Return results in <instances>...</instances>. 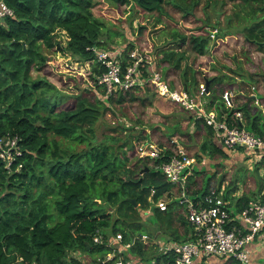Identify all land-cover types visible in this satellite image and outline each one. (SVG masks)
<instances>
[{"label": "trees", "instance_id": "obj_1", "mask_svg": "<svg viewBox=\"0 0 264 264\" xmlns=\"http://www.w3.org/2000/svg\"><path fill=\"white\" fill-rule=\"evenodd\" d=\"M2 1L13 15L0 16V140L15 139L20 155H14L8 167V158L0 156V264L90 262L113 251L107 242L118 233L122 243H131L123 253L125 258L145 263L154 258L155 264H173L172 254L161 253L143 242L140 235L147 232L144 222H150L153 216L156 232L169 233L177 223H188L175 197L166 210L154 206L147 213L166 191L167 200L174 194L158 165L174 154L176 142H171V136L176 133L201 138L194 155L205 156L206 162L192 165L186 181L187 192L194 200L217 188L227 206L240 212L250 201L262 198L264 174L259 173L252 190H243L239 196L236 193L245 174L232 180H226L225 174L217 175L218 167L229 157L247 158L244 149L233 151L222 146L216 130L205 123L203 116L160 97L148 82L145 61L151 60L172 88H186L196 94L203 82L209 92L208 109L218 101L215 111L219 119L264 138V115L250 94L253 85L264 106V92L259 90V85L264 87V0ZM117 8L126 10L125 17L131 16L134 8L171 22L176 13L183 26L169 29L170 41L157 57L150 50L143 55L139 52L144 57L141 86L120 89L108 96L104 86L98 84L106 67L96 61L92 48L103 45L106 12ZM192 23L196 24L190 26ZM62 31L67 37L64 45ZM231 44L241 45L245 55L252 49L259 53L260 56L254 53L246 58L254 68L245 69L241 62H235V67L218 62L216 53ZM118 47L127 56L135 45L129 42ZM47 50L91 62L89 77L98 90L89 96L77 94L72 102L68 101L69 96L42 74L48 61ZM251 59L260 64H252ZM233 88V107L228 108L222 94ZM156 98L182 109L192 130L184 132L175 121L168 125L178 131L165 137L162 130L166 123H149L144 117L155 116L149 108L155 105ZM237 111L241 118L235 117ZM109 112L113 128L131 131L121 144L123 158L113 153V144L119 142L117 136L110 137V145L96 139L95 127ZM129 112L132 116L128 118ZM60 140L86 146L69 149L62 147ZM145 140L163 148L161 156L152 162L136 154V143ZM163 140L167 141L165 145ZM181 144L189 146L183 140ZM259 155L261 158L254 161L256 169L264 168V154ZM128 156L133 160L129 165ZM211 164L214 170L205 176ZM154 166L158 170L154 171ZM151 188L156 192L150 200ZM96 230L101 231L102 243L93 242ZM180 237L175 234L174 240ZM184 241L187 238L179 240Z\"/></svg>", "mask_w": 264, "mask_h": 264}, {"label": "built area", "instance_id": "obj_2", "mask_svg": "<svg viewBox=\"0 0 264 264\" xmlns=\"http://www.w3.org/2000/svg\"><path fill=\"white\" fill-rule=\"evenodd\" d=\"M11 15H13V11L0 0V16ZM210 36L214 37V34L212 33ZM92 49L96 61L106 67V71L99 78L98 84L104 86L108 96L117 90L130 89L144 83L140 71V65L143 64L144 57L137 48L130 50L127 56L119 47L103 49L94 46ZM145 64L149 67L150 77L148 82L156 88L160 97L198 116H203L205 123L216 130L217 139L222 146L233 151L243 148L245 154L255 155V161L261 158L259 153L264 154L263 137L255 135L243 127L229 125L225 120L219 119L217 112L207 110L209 92L206 84L200 83L196 94L189 93L186 88H172L151 60H146ZM250 91H252L250 94L254 96V104L261 107L264 115L263 103L254 93L255 86L252 85ZM234 95L235 92L232 90L223 92L222 100L226 107H233ZM234 115L241 118V113L238 111ZM171 142L175 141L171 140ZM4 146L7 149H4ZM0 149H2L0 156L8 158L7 167L14 155H20L15 139L2 138ZM162 152L163 148L152 140H145L136 148V154L142 160H156ZM199 161L203 164L206 159L195 157L187 152L184 147L178 145L170 159L158 165L166 181L173 184L171 192L174 193L177 203L192 227L191 240L162 242L161 240L152 239V242H150V236L146 233L140 235L141 240L146 244H155L161 253L172 254L173 264H193V259L197 256H218L234 259L238 264H254L251 260L250 245L264 228V192L261 193L262 198L250 201L240 212H234L227 206V202L217 188H212L202 198L194 200L187 192L186 181L191 174L192 165ZM155 192L156 190L151 188L150 200ZM164 195L168 196V192L166 191ZM172 199L173 197L166 201L160 198L154 201L153 207L156 206L160 210H166ZM148 212L150 210H147ZM93 242L102 243L101 231L96 230ZM107 245L114 247L112 252L107 253L104 257H96L90 262L83 261L81 264H155L156 260L154 258L148 263L136 262L134 258H125L123 253L130 247L131 243H122L120 233L111 237ZM30 264L38 263L33 262Z\"/></svg>", "mask_w": 264, "mask_h": 264}, {"label": "rangeland", "instance_id": "obj_3", "mask_svg": "<svg viewBox=\"0 0 264 264\" xmlns=\"http://www.w3.org/2000/svg\"><path fill=\"white\" fill-rule=\"evenodd\" d=\"M100 9L101 11H103L102 7H100ZM125 11L126 10L124 9L117 8L111 9L106 12V15L108 17L107 19H104L105 30L103 35L101 36L104 43L100 48L113 49L132 42L135 45V48H137L142 55L146 50H150L152 55H155V57H157L158 52L162 50L166 42L168 43L170 41L169 29L172 26H183V21H180L181 18L176 13L173 14V20L174 22H176L174 23L165 17L162 19V21L157 20L150 14L140 13L134 8H132V15L125 17ZM200 15L201 14L199 12L197 16L200 18ZM217 17L222 18V15L218 14ZM194 24L196 23H192L190 24V26ZM61 33V44L64 45L66 43L67 37L63 31ZM242 50L244 49L241 47V45L231 44L229 47L221 48L219 52L216 53L215 57L218 62H221V64L225 63L227 65L235 67V62H241L243 68L251 70V68L254 67H251V65L249 64L250 61L246 60V58L247 56L250 57V55H253L255 52L252 51V49L245 55ZM46 52L48 61L42 70V74H45L48 79L53 82L64 94L69 96L67 98L68 101L72 102L73 96L77 94H84L89 96L96 90H98L89 77L91 62L78 61V59L74 58L69 53H63L57 50H47ZM255 55L257 56L259 55V53L257 52L255 53ZM261 56L263 57L262 54ZM251 62L252 64L254 62L260 64L259 61H252V59ZM262 66L264 69V64H262L261 67ZM259 86L260 92L263 93V85ZM232 91L236 92L234 88ZM155 100V105L152 106V108H149V112L154 114L155 116H150L148 118L145 116L144 118H146V120L148 119L149 123L153 124L156 122L166 123V125L163 127L164 129L162 130V133L165 135V137H168L174 131H178L179 128H173V125H168L174 123L175 121H179L180 128L184 130V132L192 130V126L188 122V115L186 113H183L182 109H179L176 105L170 104L160 98H156ZM218 105L219 103L217 101L212 109L207 108V110L215 111L217 110ZM178 110H180V112ZM130 116L132 115L129 112V114H127V117L129 118ZM112 119L113 118L111 117V113L109 112L98 121L95 127L96 139L98 141L102 140L110 145L112 144L110 141V137L117 136L119 142H115L113 144V153L120 158H123L124 155L122 152L125 150L123 149L124 147H121V144H123L127 140L126 137L128 136V133L131 134V131H126V133H124L120 127L113 128L111 123ZM145 129L148 132L150 130L148 127H146ZM135 133L136 132H134L133 134ZM171 138V140H174L176 142V146L179 145L185 148V146L181 144L182 140L188 143L190 147V150H188L189 153L190 151L196 152V149H198L201 141V138H192L191 136L184 137L177 133L176 135H172ZM60 142L62 147L69 149L73 148L78 150L85 148L86 146V143L75 144L64 140H60ZM165 142L167 141L163 140V145H165ZM138 143L139 142L136 143V146ZM128 149L132 148L128 147ZM194 156L197 157L196 155ZM203 157L206 159L205 156ZM133 159L135 160V157H133ZM254 161V154H247V158L245 159L243 157L241 158L240 155H233V157H229V159L226 160L225 164L218 167L219 172L217 173V175L220 176L221 174H225L224 178H226V180H229V178H231L232 180L234 178H239L240 174H245L244 182L242 184L240 183L239 186L241 187L240 190H245L247 192L249 190H252V188L255 186V183L259 181V173L261 175L264 174V168L260 167L259 169H256ZM132 162V157H129V160L126 161V164L129 165ZM158 169L155 168V166L153 167L154 171ZM213 170L214 165L211 164L209 170L205 172V176H210ZM140 174H142V171L140 172ZM225 184H227V182H225ZM170 187H173V184H170ZM171 197H174V194H172ZM167 198V196H163V200H167ZM153 217L154 218L150 220V222L149 220H146L144 222V225L147 229L146 233L149 234L151 238L153 236V233L154 235L156 233V229H154L156 217ZM151 238H149L150 241ZM146 263H148V261H146Z\"/></svg>", "mask_w": 264, "mask_h": 264}, {"label": "crops", "instance_id": "obj_4", "mask_svg": "<svg viewBox=\"0 0 264 264\" xmlns=\"http://www.w3.org/2000/svg\"><path fill=\"white\" fill-rule=\"evenodd\" d=\"M185 146V145H184ZM186 151L190 150L189 146H185ZM198 152V149H196V152L190 151L191 154H195ZM241 189V187H240ZM239 189V190H240ZM242 190L237 191V196L242 194ZM231 210L235 211L234 207L230 208ZM181 210V209H180ZM190 225V224H189ZM188 223L185 224H176L175 230L171 229L169 233H163L162 230H157L155 233V237H150L152 242V239L161 240L164 241H172V242H179V240H182L183 238H187V240H191L192 236V227L189 226ZM191 229V232H190ZM179 234L182 237L180 239L174 240V235L172 236L170 233ZM169 238V240H167ZM152 245L155 249H158V247L155 244H149ZM158 251V250H157ZM250 251H251V260L254 264H262L264 262V228L262 229V232L255 238L253 243L250 245ZM163 253V252H162ZM193 264H238L237 261L234 259H226L221 258L218 256H208V257H200L197 256L193 259Z\"/></svg>", "mask_w": 264, "mask_h": 264}, {"label": "water", "instance_id": "obj_5", "mask_svg": "<svg viewBox=\"0 0 264 264\" xmlns=\"http://www.w3.org/2000/svg\"><path fill=\"white\" fill-rule=\"evenodd\" d=\"M147 169V168H146ZM148 170V169H147ZM132 201L134 202V204L136 205V201L134 199H132ZM154 209V207H151L150 211H152Z\"/></svg>", "mask_w": 264, "mask_h": 264}]
</instances>
